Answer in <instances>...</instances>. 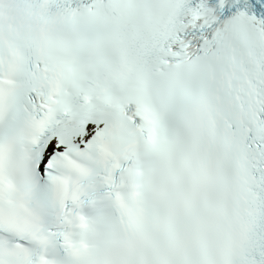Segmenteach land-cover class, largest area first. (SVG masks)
Returning <instances> with one entry per match:
<instances>
[{
    "label": "snow or ice",
    "instance_id": "snow-or-ice-1",
    "mask_svg": "<svg viewBox=\"0 0 264 264\" xmlns=\"http://www.w3.org/2000/svg\"><path fill=\"white\" fill-rule=\"evenodd\" d=\"M0 264H264V0H0Z\"/></svg>",
    "mask_w": 264,
    "mask_h": 264
}]
</instances>
